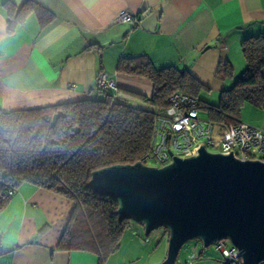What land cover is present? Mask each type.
Instances as JSON below:
<instances>
[{
    "label": "crops",
    "instance_id": "1",
    "mask_svg": "<svg viewBox=\"0 0 264 264\" xmlns=\"http://www.w3.org/2000/svg\"><path fill=\"white\" fill-rule=\"evenodd\" d=\"M27 1L52 20L41 27L33 12L9 35L4 5L18 8ZM123 14L129 19L119 23ZM259 34H264V0H0V109L93 99L96 78L105 75L115 81L122 103L152 112L147 102L130 96L150 98L152 85L116 73L120 59L136 57L148 58L157 69L187 70L203 86L201 104L215 106L245 70L241 42ZM226 62L233 68L231 80L215 76ZM239 120L264 128V111L245 105ZM74 208L65 196L22 184L0 212V264H123L121 251L141 245V230L130 224L119 250L106 258L58 249ZM162 241L167 242L166 233ZM185 254L176 264L191 257L192 264H222L214 249L192 245ZM165 256L164 248L148 264Z\"/></svg>",
    "mask_w": 264,
    "mask_h": 264
},
{
    "label": "trees",
    "instance_id": "2",
    "mask_svg": "<svg viewBox=\"0 0 264 264\" xmlns=\"http://www.w3.org/2000/svg\"><path fill=\"white\" fill-rule=\"evenodd\" d=\"M4 6L9 35L33 12L41 27L53 18L30 1L18 8ZM240 49L245 70L231 88L220 93L215 106L201 104L203 86L187 70L157 69L148 58L136 57L120 59L116 73L147 80L152 85L150 98L130 96L155 109L165 108L169 97L180 92L196 98L209 120L234 123L245 105L264 111V34L244 39ZM215 76L231 80L232 66L220 63ZM112 98V91L104 90L93 99L11 112L0 109V212L10 201L8 190L25 183L73 200L75 208L59 242L60 250L95 251L106 258L119 250L132 224L119 223L117 203L86 187L93 171L141 162L150 146L153 113Z\"/></svg>",
    "mask_w": 264,
    "mask_h": 264
},
{
    "label": "water",
    "instance_id": "3",
    "mask_svg": "<svg viewBox=\"0 0 264 264\" xmlns=\"http://www.w3.org/2000/svg\"><path fill=\"white\" fill-rule=\"evenodd\" d=\"M86 187L117 203L119 223L143 228L145 236L167 232L165 259L176 264L182 247L203 249L221 241L240 253V264L264 262V161L207 152L172 157L163 167L142 162L93 171Z\"/></svg>",
    "mask_w": 264,
    "mask_h": 264
},
{
    "label": "built area",
    "instance_id": "4",
    "mask_svg": "<svg viewBox=\"0 0 264 264\" xmlns=\"http://www.w3.org/2000/svg\"><path fill=\"white\" fill-rule=\"evenodd\" d=\"M128 19V15L123 14L117 21L123 23ZM104 90L112 91L113 102L122 101L115 81L99 75L95 91ZM202 109L196 98L180 92L169 97L165 108H154L150 146L141 162L147 166L163 167L172 161V157L192 156L200 147L207 152L232 155L239 160L264 161V128L241 120L222 123L202 119ZM15 193L16 190L11 188L7 195L11 197ZM212 247L219 253L222 264H240V253L228 242L221 241ZM194 259L191 257L186 264H192Z\"/></svg>",
    "mask_w": 264,
    "mask_h": 264
},
{
    "label": "rangeland",
    "instance_id": "5",
    "mask_svg": "<svg viewBox=\"0 0 264 264\" xmlns=\"http://www.w3.org/2000/svg\"><path fill=\"white\" fill-rule=\"evenodd\" d=\"M200 117L202 119H209L208 117V112L206 109H203V111H200ZM137 226L140 230H141V245L137 248H128L127 249H123L121 251L120 254V258L121 260H123V264H148L149 262H151L158 254L163 252V249L167 247V242L166 241H162L161 244L160 240H161V235L165 233V230L163 229H158L155 230L154 232H152L149 236H145L143 233V228L139 225H135ZM192 245H198L199 247H201L200 242L198 241H191L187 244H185L181 251L179 252V256L183 257L184 255H186V251L189 249V247H191ZM209 252L213 251V247L210 246L204 250H207ZM219 254V253H218Z\"/></svg>",
    "mask_w": 264,
    "mask_h": 264
}]
</instances>
